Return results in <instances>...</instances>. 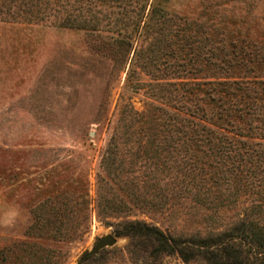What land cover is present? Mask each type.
I'll use <instances>...</instances> for the list:
<instances>
[{"label":"trees","instance_id":"1","mask_svg":"<svg viewBox=\"0 0 264 264\" xmlns=\"http://www.w3.org/2000/svg\"><path fill=\"white\" fill-rule=\"evenodd\" d=\"M211 16L189 19L149 0H0V21L93 31L121 66L132 52L125 82L147 100L138 111L123 104L99 161L94 212L125 217L131 205L161 214L189 194L206 212L202 231L185 236L143 219L119 221L116 234L151 264L174 253L205 264H264L263 39ZM64 193L32 214L25 236L83 232L85 192ZM230 205L240 209L225 219ZM59 253L19 240L0 248V264H58Z\"/></svg>","mask_w":264,"mask_h":264},{"label":"rangeland","instance_id":"2","mask_svg":"<svg viewBox=\"0 0 264 264\" xmlns=\"http://www.w3.org/2000/svg\"><path fill=\"white\" fill-rule=\"evenodd\" d=\"M149 1L189 19H199L204 11L220 24L233 20L248 37L263 39L264 48V0ZM105 42L82 28L0 21V248L19 240L36 241L59 250L58 264H76L98 236L110 233L115 243L80 264H151L126 236L116 234L119 221L143 219L181 236L199 234L205 227L206 212L192 194L161 214L128 203L125 217L96 216L99 161L123 104L138 111L147 100V93L125 82L132 52L121 66L118 54ZM261 68L264 65L259 72ZM80 190L88 212L80 235L53 240L23 234L34 212L51 210L48 200L61 191L67 195ZM232 207L222 210L225 219L240 209ZM154 263L205 264L199 257L184 261L175 253Z\"/></svg>","mask_w":264,"mask_h":264},{"label":"water","instance_id":"3","mask_svg":"<svg viewBox=\"0 0 264 264\" xmlns=\"http://www.w3.org/2000/svg\"><path fill=\"white\" fill-rule=\"evenodd\" d=\"M115 243V237L110 233H105L103 235L98 236L92 245L79 257L76 264H80V262L86 258L87 256H90L92 254H95L98 250L105 246H111Z\"/></svg>","mask_w":264,"mask_h":264}]
</instances>
